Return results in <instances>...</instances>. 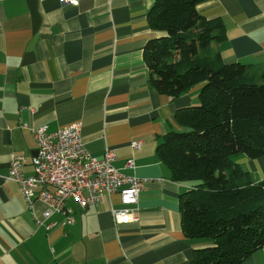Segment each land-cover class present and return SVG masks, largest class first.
Wrapping results in <instances>:
<instances>
[{
    "label": "crops",
    "instance_id": "0c3cea01",
    "mask_svg": "<svg viewBox=\"0 0 264 264\" xmlns=\"http://www.w3.org/2000/svg\"><path fill=\"white\" fill-rule=\"evenodd\" d=\"M154 3L0 0V264H191L204 246L183 232L188 184L174 181L158 156L165 135L181 129L177 111L199 102L200 86L173 101L151 88L144 52L158 36L149 23ZM198 10L224 22L227 40L218 49L226 64L264 63V0H209ZM74 122L93 157L111 149L117 170L144 180L137 222L115 224L118 194L89 208L68 201L46 219L44 202L30 208L5 179L17 156L25 158L23 174H34V129L51 133ZM234 160L253 182L264 181V156ZM243 264H264V248Z\"/></svg>",
    "mask_w": 264,
    "mask_h": 264
},
{
    "label": "trees",
    "instance_id": "16d2710c",
    "mask_svg": "<svg viewBox=\"0 0 264 264\" xmlns=\"http://www.w3.org/2000/svg\"><path fill=\"white\" fill-rule=\"evenodd\" d=\"M209 0H155L144 59L149 83L176 100L200 86L199 103L179 109V131L165 135L158 156L171 178L186 183L180 212L186 238L203 243L191 264H243L264 248V181L234 160L264 156V63L226 64L220 18L198 6Z\"/></svg>",
    "mask_w": 264,
    "mask_h": 264
},
{
    "label": "built area",
    "instance_id": "2783aa9c",
    "mask_svg": "<svg viewBox=\"0 0 264 264\" xmlns=\"http://www.w3.org/2000/svg\"><path fill=\"white\" fill-rule=\"evenodd\" d=\"M62 4L77 6L79 0H61ZM82 123L74 122L55 132L46 127L33 130L38 154L33 158L34 174L22 172L25 158L13 157L8 181L16 182L32 208L36 200L47 205L45 218L63 213L68 201L82 208L100 205L114 194L120 196L121 209L111 207L116 225L138 221V201L144 189V180L122 174L115 167L116 153L106 149L102 158L93 157L85 148L81 136ZM141 141L132 144L134 150L141 148ZM133 161L127 167H133ZM73 220L67 217V223Z\"/></svg>",
    "mask_w": 264,
    "mask_h": 264
},
{
    "label": "water",
    "instance_id": "95a60500",
    "mask_svg": "<svg viewBox=\"0 0 264 264\" xmlns=\"http://www.w3.org/2000/svg\"><path fill=\"white\" fill-rule=\"evenodd\" d=\"M38 154V151L36 152V155Z\"/></svg>",
    "mask_w": 264,
    "mask_h": 264
},
{
    "label": "rangeland",
    "instance_id": "374dc122",
    "mask_svg": "<svg viewBox=\"0 0 264 264\" xmlns=\"http://www.w3.org/2000/svg\"><path fill=\"white\" fill-rule=\"evenodd\" d=\"M198 103H199V102H198ZM198 103H197V104H198Z\"/></svg>",
    "mask_w": 264,
    "mask_h": 264
}]
</instances>
